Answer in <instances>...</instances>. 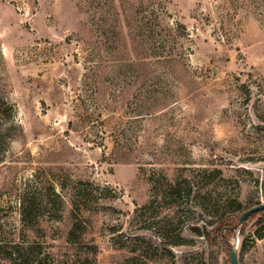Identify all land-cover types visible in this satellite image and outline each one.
I'll list each match as a JSON object with an SVG mask.
<instances>
[{"label":"rangeland","instance_id":"1","mask_svg":"<svg viewBox=\"0 0 264 264\" xmlns=\"http://www.w3.org/2000/svg\"><path fill=\"white\" fill-rule=\"evenodd\" d=\"M0 99V264H214L264 203V0H0Z\"/></svg>","mask_w":264,"mask_h":264},{"label":"trees","instance_id":"2","mask_svg":"<svg viewBox=\"0 0 264 264\" xmlns=\"http://www.w3.org/2000/svg\"><path fill=\"white\" fill-rule=\"evenodd\" d=\"M4 106H5V104L3 103L2 99H0V115H2V116L7 115V111L5 109L6 106L5 107ZM184 182L187 183V186L181 187L180 182L178 180H173L172 182H168L166 184H163V176L161 178H159L157 180V183L155 184V187H154L155 202L156 203H162L163 202V196L166 197V194L170 195V196H181V191L184 189H187V187L188 188L190 187L189 186L190 182L187 179H184ZM261 189H262V195L264 196V179L262 180ZM190 193H191V189H190ZM255 205H259V203L255 204ZM255 205H253V206H255ZM150 206H152V201H151ZM253 206H251V207H253ZM245 210L246 209H242L241 206L238 205L236 210H234L235 212L232 213V214L236 213V216H234V217L232 216V218L228 217L226 219H223V220H221L220 224L218 226H216L212 242L210 240L211 262H214V264L217 263V257L214 256V247L220 246V247L226 248V250L229 251V256H230L231 244L229 243V238L231 236V233H233V231L235 229H237L239 218ZM262 212L264 213V210L256 211V212L252 213L250 216H248L246 218V220L251 218L252 216L259 214V213H262ZM25 216L26 215L23 214V218ZM154 227H155V231L157 232V236L160 239H163L164 238L163 217L160 218L157 222H155ZM181 231L182 230L180 229V232ZM0 247H1V244H0ZM6 253L7 254L4 255V259L16 261L15 263H18V264H29V263H31V261L38 260V257L40 255V252L34 253L32 249L26 251L24 254V253H21L20 250H17V248L14 250H7ZM31 256H33V259L31 258ZM38 264H48V263L47 262H41V260H39ZM229 264H231L230 258H229ZM239 264H240V261H239Z\"/></svg>","mask_w":264,"mask_h":264},{"label":"water","instance_id":"3","mask_svg":"<svg viewBox=\"0 0 264 264\" xmlns=\"http://www.w3.org/2000/svg\"><path fill=\"white\" fill-rule=\"evenodd\" d=\"M260 210H264V203L263 204H259V205H255L253 207H250V208L246 209L241 214V216L239 218V221H238V225H242L248 216H250L252 213H254L256 211H260ZM229 258H230L231 264H239L238 254H237V247L234 244H231V250H230Z\"/></svg>","mask_w":264,"mask_h":264}]
</instances>
